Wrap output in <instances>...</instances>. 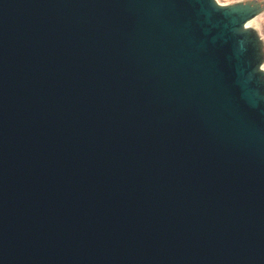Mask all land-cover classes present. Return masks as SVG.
<instances>
[{
  "label": "water",
  "instance_id": "obj_1",
  "mask_svg": "<svg viewBox=\"0 0 264 264\" xmlns=\"http://www.w3.org/2000/svg\"><path fill=\"white\" fill-rule=\"evenodd\" d=\"M250 13L0 0V264H264Z\"/></svg>",
  "mask_w": 264,
  "mask_h": 264
},
{
  "label": "rangeland",
  "instance_id": "obj_2",
  "mask_svg": "<svg viewBox=\"0 0 264 264\" xmlns=\"http://www.w3.org/2000/svg\"><path fill=\"white\" fill-rule=\"evenodd\" d=\"M225 6L240 4L251 10L250 16L256 15L258 23L246 30L245 35L250 38L257 57V69L264 73V0H218Z\"/></svg>",
  "mask_w": 264,
  "mask_h": 264
},
{
  "label": "bare ground",
  "instance_id": "obj_3",
  "mask_svg": "<svg viewBox=\"0 0 264 264\" xmlns=\"http://www.w3.org/2000/svg\"><path fill=\"white\" fill-rule=\"evenodd\" d=\"M213 2L219 6H225L224 4L220 3L218 0H213ZM257 23H258L257 17L256 15H254L253 17H249L248 19H246L238 30L241 34H243L244 32H246V30L252 28L254 25H257Z\"/></svg>",
  "mask_w": 264,
  "mask_h": 264
},
{
  "label": "crops",
  "instance_id": "obj_4",
  "mask_svg": "<svg viewBox=\"0 0 264 264\" xmlns=\"http://www.w3.org/2000/svg\"><path fill=\"white\" fill-rule=\"evenodd\" d=\"M236 6H239L240 7L241 5L240 4H237Z\"/></svg>",
  "mask_w": 264,
  "mask_h": 264
}]
</instances>
